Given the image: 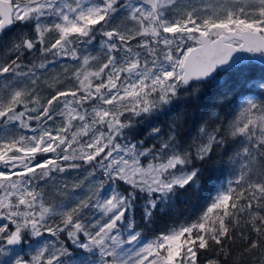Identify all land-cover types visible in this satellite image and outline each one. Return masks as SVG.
<instances>
[{
	"label": "snow or ice",
	"instance_id": "6c2138e0",
	"mask_svg": "<svg viewBox=\"0 0 264 264\" xmlns=\"http://www.w3.org/2000/svg\"><path fill=\"white\" fill-rule=\"evenodd\" d=\"M193 196L194 220L159 227ZM205 254L264 264V0H0V264Z\"/></svg>",
	"mask_w": 264,
	"mask_h": 264
},
{
	"label": "trees",
	"instance_id": "16d2710c",
	"mask_svg": "<svg viewBox=\"0 0 264 264\" xmlns=\"http://www.w3.org/2000/svg\"><path fill=\"white\" fill-rule=\"evenodd\" d=\"M257 67H259V64H257ZM210 96L211 94H209V97ZM209 97H206L199 104H197L196 101H189L187 104L181 105L177 111L171 113L167 117H162L161 119L164 123H169L173 118H176L179 115L181 118H188L189 123L191 124L193 118L205 114L203 108L206 103L210 102ZM227 178L230 177L226 174L223 179L225 180ZM207 202H210L207 197L202 198L198 196L191 197L187 202H177V204L162 218H159V214H157L159 218V227L162 228L172 221L183 223L185 220H194L200 214ZM139 219L140 217L137 215V220L139 221ZM147 235L150 238L152 233L148 232Z\"/></svg>",
	"mask_w": 264,
	"mask_h": 264
},
{
	"label": "rangeland",
	"instance_id": "374dc122",
	"mask_svg": "<svg viewBox=\"0 0 264 264\" xmlns=\"http://www.w3.org/2000/svg\"><path fill=\"white\" fill-rule=\"evenodd\" d=\"M185 2H188V0H185ZM215 2L216 0H191V3L195 5H200L202 3H215ZM84 54H87V53H84ZM92 55H97V53L92 52ZM75 67H78L77 63L75 61H72L69 58H62L58 60V62L54 66L50 65L49 70L46 73L40 75L39 87L42 89V95H47L51 91V89H49L48 87V82H50L53 79L67 83V81L64 80L65 69L67 68L68 72H72L75 70ZM91 70H95L94 67ZM55 86H59V85L57 84ZM33 124L35 126V122H33ZM17 134H21L19 130H17ZM22 134L31 135L32 133L29 130L25 129V130H22ZM55 175H56V181H54V183L71 184L73 181L83 179V170L82 169H69L67 172L63 174H55ZM230 178H227V179H230ZM86 183L87 181H85V184Z\"/></svg>",
	"mask_w": 264,
	"mask_h": 264
},
{
	"label": "flooded vegetation",
	"instance_id": "af4514ba",
	"mask_svg": "<svg viewBox=\"0 0 264 264\" xmlns=\"http://www.w3.org/2000/svg\"><path fill=\"white\" fill-rule=\"evenodd\" d=\"M207 255H208V254H205V256L201 257L202 264H206Z\"/></svg>",
	"mask_w": 264,
	"mask_h": 264
},
{
	"label": "water",
	"instance_id": "95a60500",
	"mask_svg": "<svg viewBox=\"0 0 264 264\" xmlns=\"http://www.w3.org/2000/svg\"><path fill=\"white\" fill-rule=\"evenodd\" d=\"M258 63V62H257ZM259 64V63H258Z\"/></svg>",
	"mask_w": 264,
	"mask_h": 264
}]
</instances>
